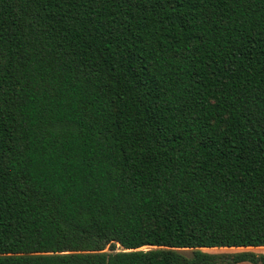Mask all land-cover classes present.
I'll use <instances>...</instances> for the list:
<instances>
[{"label":"trees","instance_id":"trees-1","mask_svg":"<svg viewBox=\"0 0 264 264\" xmlns=\"http://www.w3.org/2000/svg\"><path fill=\"white\" fill-rule=\"evenodd\" d=\"M243 247L264 0H0V264H264L203 250Z\"/></svg>","mask_w":264,"mask_h":264},{"label":"rangeland","instance_id":"rangeland-1","mask_svg":"<svg viewBox=\"0 0 264 264\" xmlns=\"http://www.w3.org/2000/svg\"><path fill=\"white\" fill-rule=\"evenodd\" d=\"M142 249H147V248H153L151 246H144L141 247ZM246 249H254V250H246ZM105 250L109 251L108 248H106ZM115 250H121V248L117 245ZM203 250L210 252V253H214V254H218V255H230L232 253H236V252H240V251H253L255 253H263L264 254V247H248V248H210V249H206L203 248ZM191 249H181L180 252H182L183 254H185L186 256H189L191 254ZM237 264H252L249 262H241V263H237ZM259 264V263H258Z\"/></svg>","mask_w":264,"mask_h":264},{"label":"crops","instance_id":"crops-1","mask_svg":"<svg viewBox=\"0 0 264 264\" xmlns=\"http://www.w3.org/2000/svg\"><path fill=\"white\" fill-rule=\"evenodd\" d=\"M244 248V247H243ZM248 248V247H247ZM246 250H254V249H246ZM239 263H241V262H239ZM250 263V262H249ZM237 264V263H236ZM253 264V263H252Z\"/></svg>","mask_w":264,"mask_h":264},{"label":"water","instance_id":"water-1","mask_svg":"<svg viewBox=\"0 0 264 264\" xmlns=\"http://www.w3.org/2000/svg\"><path fill=\"white\" fill-rule=\"evenodd\" d=\"M229 260L231 259V258H228Z\"/></svg>","mask_w":264,"mask_h":264}]
</instances>
